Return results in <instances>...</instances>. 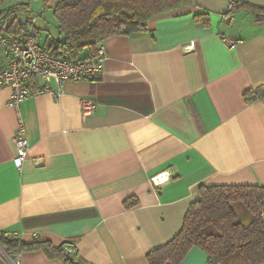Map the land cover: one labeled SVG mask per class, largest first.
<instances>
[{"label":"crops","instance_id":"1","mask_svg":"<svg viewBox=\"0 0 264 264\" xmlns=\"http://www.w3.org/2000/svg\"><path fill=\"white\" fill-rule=\"evenodd\" d=\"M229 1L191 0L145 31L107 37L102 71L65 81L59 96L41 92L15 109L0 85V230L72 245L81 264H148L201 184L264 186V20L229 14ZM200 12L209 25L194 19ZM44 18L45 47L57 29ZM8 60L0 46V67ZM19 116L29 144L21 170L12 160ZM161 172L168 179L153 184ZM0 249V264H63L41 249ZM179 264H209L207 253L192 246Z\"/></svg>","mask_w":264,"mask_h":264},{"label":"trees","instance_id":"2","mask_svg":"<svg viewBox=\"0 0 264 264\" xmlns=\"http://www.w3.org/2000/svg\"><path fill=\"white\" fill-rule=\"evenodd\" d=\"M4 1L0 0V4ZM41 1L44 6L50 2ZM190 4L191 0H54L51 7L57 37L42 47L54 56L77 60L93 52L96 43L107 37L145 31L154 17L180 11ZM28 7L29 0H14L12 7L0 11V18L7 14L17 18ZM238 10L253 14L257 21L264 20V5L239 0L228 13ZM194 19L209 25L205 12L194 14ZM12 24L13 33L23 29ZM198 192L199 197L189 204L178 232L149 250L147 263L179 264L192 246H198L207 253L209 264H264V186L201 184ZM239 202L250 213L248 224L245 218L243 223L237 217L233 205ZM133 204L135 199L125 202V206ZM0 246L8 254L41 249L49 258L61 259L63 264H81L64 253L62 245L47 240L26 243L18 237L6 236L2 230Z\"/></svg>","mask_w":264,"mask_h":264},{"label":"built area","instance_id":"3","mask_svg":"<svg viewBox=\"0 0 264 264\" xmlns=\"http://www.w3.org/2000/svg\"><path fill=\"white\" fill-rule=\"evenodd\" d=\"M234 3V0H230L227 9H231ZM42 12L44 10L40 14ZM13 16V14H7L0 18V46H4L9 56L8 64L0 67V85L11 88L9 105L15 109H18L19 104L29 96L45 91L59 96L63 92L62 86L65 81L94 77L102 71L107 58L103 40L96 43L93 52L77 60L54 56L40 43L41 29L37 26V16L34 13L28 16H17V18ZM12 23L22 26L23 29L10 34ZM184 48L189 50L190 46ZM51 80L54 81L55 88L51 86ZM82 107L85 112H90L94 104L89 100H83ZM12 139L15 149L13 164L17 170H21L27 158L29 144L25 125L20 116ZM35 163L38 164L39 160L36 159ZM168 177L167 172H161L152 176L150 180L153 184H159ZM4 234L17 237L16 232L8 231ZM63 250L70 255L73 254L74 247L64 245Z\"/></svg>","mask_w":264,"mask_h":264},{"label":"rangeland","instance_id":"4","mask_svg":"<svg viewBox=\"0 0 264 264\" xmlns=\"http://www.w3.org/2000/svg\"><path fill=\"white\" fill-rule=\"evenodd\" d=\"M13 3H14V0H9L7 1L6 3L4 4H0V11L3 9V8H10L13 6ZM53 0H50L49 2V5L48 6H43V3L41 0H29V10L33 13L36 17V21L44 18V19H47L49 23H51V28H52V24H54L56 22L55 18H54V15H53V11H52V7L51 5L53 4ZM44 10V12H42V14H40V12ZM40 15V16H39ZM49 25V24H48ZM41 32V35H42V31ZM10 34H12L13 32H9ZM234 206V209L237 213V217L238 219L243 222L244 221V218L246 216H250V213L247 211L246 207L244 206L243 203L239 202V203H236V205H233ZM244 223V222H243ZM1 250V249H0Z\"/></svg>","mask_w":264,"mask_h":264}]
</instances>
